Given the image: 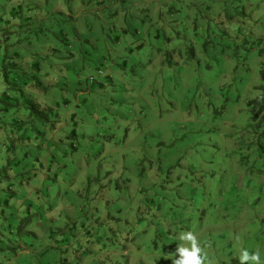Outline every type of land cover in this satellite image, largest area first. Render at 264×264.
<instances>
[{"label":"rangeland","instance_id":"rangeland-1","mask_svg":"<svg viewBox=\"0 0 264 264\" xmlns=\"http://www.w3.org/2000/svg\"><path fill=\"white\" fill-rule=\"evenodd\" d=\"M0 13V95L18 75L3 58L41 60L54 87L33 94L59 115L41 192L17 201L43 218L45 250L10 264H173L187 231L204 264L244 249L264 264V0H0Z\"/></svg>","mask_w":264,"mask_h":264},{"label":"trees","instance_id":"trees-1","mask_svg":"<svg viewBox=\"0 0 264 264\" xmlns=\"http://www.w3.org/2000/svg\"><path fill=\"white\" fill-rule=\"evenodd\" d=\"M13 12L17 13V9L12 8L10 13ZM0 19L3 20L1 13ZM5 22L11 25L9 19ZM115 40L118 41L119 38ZM63 44L67 46L66 54L75 56L70 50V43ZM36 55L37 58L41 57L40 54ZM6 59L9 60L10 71L18 75L6 78L7 90L0 95V264H10V260L5 257L8 251L45 250V228L41 225L43 218L33 220L31 214L24 215L23 206H19L17 201L22 188L24 192H36L37 195L41 192L36 185L34 187L31 185L34 184V180L38 182L41 172H45L46 168L50 171L54 165L52 163L47 166L45 163V151L46 155L51 154L56 158L50 153L52 148L48 146L46 131L50 132L53 129L54 133L57 132L59 118L57 113L50 111V107L46 108L42 104L43 101H38L33 94L46 93L54 87L50 83L48 86L45 85L37 77L42 71L41 60L20 56L17 52L11 57L3 58L2 61L6 62ZM47 101L45 99V102ZM19 114H24L25 119L20 120ZM51 114L53 118L50 117ZM8 118L11 123L6 122ZM62 129L63 125L59 131ZM54 145L55 151L63 150V145L60 148L56 142ZM25 185L27 187H23ZM31 207L33 206H28L27 210ZM40 207L42 205H39Z\"/></svg>","mask_w":264,"mask_h":264},{"label":"clouds","instance_id":"clouds-1","mask_svg":"<svg viewBox=\"0 0 264 264\" xmlns=\"http://www.w3.org/2000/svg\"><path fill=\"white\" fill-rule=\"evenodd\" d=\"M179 239L184 244L178 245L179 258L173 259V264H204L207 257L202 255V248L196 235L191 231L181 232ZM238 259L240 264H262L259 250L250 253L247 249H244L240 252Z\"/></svg>","mask_w":264,"mask_h":264},{"label":"built area","instance_id":"built-area-1","mask_svg":"<svg viewBox=\"0 0 264 264\" xmlns=\"http://www.w3.org/2000/svg\"><path fill=\"white\" fill-rule=\"evenodd\" d=\"M100 75H103V71H102V70L99 71V76H100ZM94 80H95V79L92 78V81H94Z\"/></svg>","mask_w":264,"mask_h":264},{"label":"crops","instance_id":"crops-1","mask_svg":"<svg viewBox=\"0 0 264 264\" xmlns=\"http://www.w3.org/2000/svg\"><path fill=\"white\" fill-rule=\"evenodd\" d=\"M99 3H100V2H99ZM99 3H98V4H99Z\"/></svg>","mask_w":264,"mask_h":264}]
</instances>
